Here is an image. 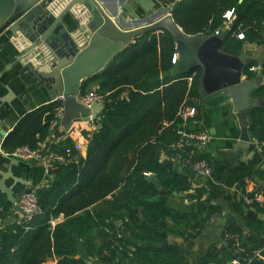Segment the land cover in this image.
Masks as SVG:
<instances>
[{
    "label": "trees",
    "instance_id": "16d2710c",
    "mask_svg": "<svg viewBox=\"0 0 264 264\" xmlns=\"http://www.w3.org/2000/svg\"><path fill=\"white\" fill-rule=\"evenodd\" d=\"M231 10L235 18L225 34L221 51L233 56L240 54L243 41L235 37L238 32L243 33L244 41L264 48V0L240 3L239 0H182L174 5L171 14L186 35L209 37L223 27V16ZM174 55L175 44L167 32L148 33L136 38L104 70L83 84L81 94L95 84L107 102L113 103L100 113L85 158L78 155L70 140L53 148L55 155L69 157L70 162L58 165L48 188L36 190L41 213L29 223L13 225L1 232L0 264H44L49 258H58L57 264H88L86 260L96 250L102 264H163L177 256L175 247H157L161 238L148 226L156 232L184 237L196 217L152 202L159 187L145 177V174L154 175L157 183L166 188H187V180L169 172L159 158L160 153L173 155L170 145L175 141V125L171 123L180 104L186 96L199 99V69L191 72L195 76L187 91L186 79L190 75L175 72ZM246 74L250 75L248 68ZM124 94L126 99H122ZM259 95L264 96V87L259 89ZM60 107L61 103L54 102L25 114L4 139L1 147L4 154L11 155L23 146L38 149L46 140L50 126L57 122L55 113ZM249 116L252 120L249 131L255 139L263 140L264 117L257 111ZM74 156L78 158L72 160ZM200 158L207 159L204 154ZM116 190L119 194L114 196ZM109 195H113V200L107 203L105 199ZM98 203H103L98 213L78 215ZM135 210L142 214L146 224L139 223ZM115 214L128 219L127 229L138 243L152 246H131L123 237L119 241L123 244L121 251L110 249L107 240L112 236L108 229L114 226L109 220ZM60 216L63 222L52 228L50 221ZM247 225L250 236L246 242L227 241L229 258L240 259L242 263L251 258L257 247L263 248L264 257V240L258 235L262 223L247 221ZM94 228L102 239L99 246L90 237ZM240 233L241 228L231 221L224 230L229 235ZM79 240H83L85 249L83 259L75 258ZM239 248L243 251L237 253ZM216 255L213 249L207 258L214 261ZM252 264L262 263L255 260Z\"/></svg>",
    "mask_w": 264,
    "mask_h": 264
},
{
    "label": "crops",
    "instance_id": "0c3cea01",
    "mask_svg": "<svg viewBox=\"0 0 264 264\" xmlns=\"http://www.w3.org/2000/svg\"><path fill=\"white\" fill-rule=\"evenodd\" d=\"M53 2H56V8L54 9H58L64 5L65 0H53ZM178 2L180 1L153 0L155 8H158L160 5L162 8H167L170 11ZM137 12L140 15L145 14L139 8H137ZM234 18L235 15L233 14L230 21H225L223 27L217 29L220 30L219 35H215L214 33V35L207 37L212 49V51L209 50L207 56L216 67L223 71V75L226 78L237 77L239 74H241V78L248 80H253L259 76L262 77L259 86V89H261L264 87V74L260 70L253 73L250 69L252 67H257L258 69L264 68L263 46L244 41V38L238 39L237 35L242 33L238 32L235 34V37L243 41L240 54L233 56L221 51L222 44L218 39L225 37ZM68 22L70 24L67 25L69 33L73 38H76L79 48L83 49L86 47L90 37V34L85 30L86 21H80L78 24L74 18L70 17ZM26 45L27 42L24 39L21 37L14 38L8 31L0 36V136L2 142L4 136L12 131L18 120L25 114L53 101L50 92L45 88L38 76V72L47 71L48 69L41 65L40 60L41 56H47L48 53L45 49H39L24 57L22 61L17 60L21 49ZM240 56L245 57V63L239 60ZM247 68L250 75L246 74ZM199 71L201 76V69ZM259 72L261 75H258ZM207 73L208 77L213 75V71L210 68ZM190 86L191 84L187 82V91ZM205 88L206 91L210 89L209 85ZM253 96L255 95L252 94ZM258 97L264 102L263 95H259ZM122 99H126L125 94L122 96ZM199 102L196 123L201 130L207 131L211 136V141L206 149L203 150V154L207 157V159H204L210 164L212 172L207 178L199 177L180 162L179 159L174 157V154L170 157L165 156L163 153L159 154L160 162L162 160L173 162L171 172L183 176L187 180V188L184 190H174L158 184L159 192L151 201L162 203L175 212L192 214L196 217L184 237L164 231L156 232L152 226H148L153 233L161 238V243L165 242L166 246L178 249L177 256L173 260L163 264H228L234 259L229 258L230 250L227 241L232 240L238 243L239 239H241L243 242H246L250 236V225H247V221L262 223V228L258 235L260 240H264V206H259L253 202L255 196H260L264 200V139H255L249 131L251 137L250 145L238 151L234 156L232 148L238 141L240 132L238 127H235L232 122L224 120L228 108L219 107L217 102L207 106L200 99V96ZM112 103V101L107 102L106 100L104 109L110 107ZM254 111H257L260 117H264V104L261 107L255 108ZM99 117L100 114L96 120L90 123L76 124L68 132L61 129L59 122L54 123L50 126L46 140L40 146H43L46 151L49 149V152L55 155L53 148L66 140H70L73 148L75 146L80 147L77 151L78 155L85 158L89 139L96 130ZM248 121L251 124L252 120L250 116L248 117ZM56 156L59 158L58 155ZM233 157H235L236 161L229 168V161ZM226 170L227 173L224 175ZM54 174L55 171L49 174L45 173V166L40 163L22 162L11 157V155L4 154L0 146V184L4 180L3 186L12 191V196L15 199H18V195L22 192L48 188L55 179ZM222 178L223 184L221 189H219V182L222 181ZM118 194L119 192L116 190L114 196ZM105 201L107 203L112 202L108 200V197ZM102 204L98 203L91 206L78 215H94L101 210ZM13 205L7 199V195L0 190L1 232L10 226L17 225V221L23 218L22 215H19L14 210ZM138 214L142 216L139 211ZM135 215L137 216L136 213ZM63 220V217L60 216L58 219H53L50 222L55 226L63 222ZM230 221L235 222L241 228L239 235L224 234V230ZM109 223L114 226V229L111 227V229H108L109 232H120L131 246H152L138 243L131 236L127 229L130 224L128 219L115 214L111 217ZM139 223L143 224L141 221ZM90 237L96 246L100 245L102 239L97 228L91 230ZM76 247L77 254L75 258L83 259L85 256L83 240H79ZM247 248H250V245ZM213 249L217 253L216 260L214 261L207 258V255ZM242 251L239 248L237 253ZM262 251L263 248H255L253 255L245 263L252 264L256 260L264 264ZM99 260L96 250L93 256L89 257L86 262L88 264H102ZM57 262L58 258H49L44 264H57ZM123 264L127 263L124 262Z\"/></svg>",
    "mask_w": 264,
    "mask_h": 264
},
{
    "label": "water",
    "instance_id": "95a60500",
    "mask_svg": "<svg viewBox=\"0 0 264 264\" xmlns=\"http://www.w3.org/2000/svg\"><path fill=\"white\" fill-rule=\"evenodd\" d=\"M52 2L53 0H0V36L8 31L14 38L21 37L27 42L17 57L20 61L35 50L47 51V56H41L40 59L41 65L48 68L47 71L35 72H38L42 83L50 92L52 103L58 102L59 97L63 98L62 116L59 120L63 131L68 132L76 124L96 120L104 110L102 104L87 108L77 101V96L87 80L104 70L113 58L134 43L136 38L164 31L172 37L175 44L177 57L175 72L190 75L193 70L201 69L198 88L200 99L207 106L217 102L219 107L228 108L224 120L232 122L240 132L238 141L232 148V154L235 156L238 151L250 145L248 117L255 108L264 104L258 97L262 77L248 80L241 78L239 74L237 77L226 78L223 71L207 56L209 50L212 51L209 38L183 33L173 21L172 10L162 8L160 5L155 8L153 0H65L64 5L58 9H54L56 2ZM137 8L145 14L140 15ZM70 17L78 24L80 21H86L85 30L90 37L83 49L79 48L76 38H73L67 29ZM223 40L224 37L218 39L221 44ZM239 60L245 63L244 56H240ZM209 68L213 71L210 77L207 73ZM208 85L210 89L206 91L205 87ZM252 94L255 96L252 97ZM1 140L0 136L2 147ZM235 161V157L229 161V168ZM161 162L169 172L172 171V161ZM226 173L227 170L224 175ZM145 177L148 182L158 187L154 175L148 174ZM3 181L0 190L14 204V210L23 216V212L16 205L17 199L12 196L11 190L3 186ZM222 184L223 178L219 182V189ZM30 192L31 190L22 192L18 197ZM135 213L145 224L138 211ZM165 246V242L157 244V247Z\"/></svg>",
    "mask_w": 264,
    "mask_h": 264
},
{
    "label": "built area",
    "instance_id": "2783aa9c",
    "mask_svg": "<svg viewBox=\"0 0 264 264\" xmlns=\"http://www.w3.org/2000/svg\"><path fill=\"white\" fill-rule=\"evenodd\" d=\"M182 1V0H179ZM234 11L231 10L226 12L223 16L225 21H230L233 17ZM220 30L215 31V35H219ZM238 39H243V33L237 35ZM177 62L176 55L172 58V64L175 65ZM251 72L256 73L257 70H260L264 74V68L252 67ZM195 74L187 77L188 84H192ZM190 89V88H189ZM58 102L61 103V107L57 109L55 113V118L59 122L62 116V102L63 98H57ZM77 101L87 107L91 108L95 104H106V96L99 92L98 87H94L91 90L79 94L77 96ZM200 102L198 98L186 96L183 102L178 107V110L175 115L174 121L171 123L175 125V141L170 145V149L173 152V156L179 159L184 165H186L192 172L199 177L207 178L211 175L212 168L210 164L205 160L200 158L203 155V150L206 149L207 145L211 141V136L207 131L201 130L196 123L198 116V106ZM79 146H75L76 151L79 150ZM67 153L69 151L67 150ZM11 157L25 162H37L45 166V173L49 174L52 171L58 169V165L62 163H69V157L59 158L56 155H53L51 152L46 151L43 146H40L38 149H31L28 146H23L15 150ZM78 156H74L72 160H76ZM148 174H145V176ZM108 200L112 201V195L108 196ZM253 202L259 206H264V200L260 196H255ZM16 205L23 212V218L17 221V225H23L25 223L31 222L38 214L41 213L39 206L38 197L36 191H31L29 194H22L16 200ZM52 228L54 227L53 223L50 222ZM28 229V228H26ZM112 236L107 240V246L110 249L117 248L118 251H121L123 244L121 245L119 241H123V235L120 232H111ZM132 249V247H129ZM105 255L108 254V250L104 251ZM133 254H129V258L132 259ZM99 259V257H98ZM100 261V260H99ZM228 264H249L242 263L240 260H232Z\"/></svg>",
    "mask_w": 264,
    "mask_h": 264
},
{
    "label": "rangeland",
    "instance_id": "374dc122",
    "mask_svg": "<svg viewBox=\"0 0 264 264\" xmlns=\"http://www.w3.org/2000/svg\"><path fill=\"white\" fill-rule=\"evenodd\" d=\"M94 86H96V85H94V84L89 85V86L87 87L88 91H89L90 89H92ZM93 89H94V88H93Z\"/></svg>",
    "mask_w": 264,
    "mask_h": 264
}]
</instances>
